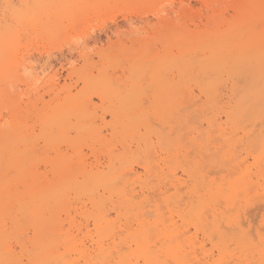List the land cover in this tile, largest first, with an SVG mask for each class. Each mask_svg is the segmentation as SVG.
I'll use <instances>...</instances> for the list:
<instances>
[{"label":"bare ground","instance_id":"6f19581e","mask_svg":"<svg viewBox=\"0 0 264 264\" xmlns=\"http://www.w3.org/2000/svg\"><path fill=\"white\" fill-rule=\"evenodd\" d=\"M87 6V0L0 1V103H7L12 109L17 106L16 96L9 92L4 78L25 81L20 72H47L45 67L38 69L31 65L33 61L19 62L13 55L22 34L39 31L57 35L61 32L62 19L81 13ZM255 8L260 6L254 2L251 9ZM254 15L246 13L244 20L230 22L225 31L219 26L195 37L177 36L175 45L179 58L166 51L147 59L143 50H139L132 58L125 81L109 77L108 72L99 71L96 76L85 73L81 78L83 90L78 94H73L66 86L60 87L57 73L47 82L42 81L43 86L54 93L52 103H47L51 105L37 112L46 146L56 149L55 157L47 161L50 177L34 172L30 165V171L24 166L19 148L30 146L31 142L26 144L25 141L28 133L21 130L10 133L12 129L3 128V125V129L0 128V264H248L250 261L252 264L256 256L264 264L263 237L259 233L255 235L257 238L251 235L254 227L249 223L251 219H242L238 213V206L248 204L252 196L264 199V30L253 29L255 21L249 19ZM202 47L209 51L208 60L200 63L203 70L226 76H250L253 83L250 91L242 94L235 111L230 110L225 117L234 124L237 118L242 119L254 110L249 115L253 118L251 121H259L255 124L258 127L262 124L256 134L250 129L245 131L243 126L237 128L236 123L234 127L245 132L241 140L235 139L230 126L226 124L229 133L226 125L222 128L218 123L219 118L198 121V126L190 123L194 121L195 125L190 117L196 113L192 116L193 111L187 106L196 101L193 103L188 98L190 104L185 102L189 93L184 86L189 82L193 66L189 58L183 57ZM172 69H176L178 81L165 77ZM240 79L237 78L238 82ZM2 81L6 88L1 87ZM145 83L153 90L150 109L142 104V100H147L143 99L147 96ZM26 85L30 87L31 83ZM211 86L206 87L204 93L210 109L217 110L221 99L214 91L215 86ZM93 94L107 105L110 122L106 126H110L111 139L119 143L121 151H116L112 141L102 136L104 118L97 124L92 108ZM247 103H252L253 107L246 106ZM18 109L17 106L19 114ZM14 114L11 118L18 115ZM213 114L215 116V111ZM198 115L197 120H200L203 116ZM204 121L206 128L202 124ZM244 135L248 137L242 140ZM59 144L70 148L73 156L62 153ZM189 144L195 152L191 162ZM31 145L33 148V143ZM82 146L104 152L105 161L87 165L80 155ZM243 150L246 157H252L250 165L247 158L242 157ZM135 165L144 175L156 179V190L141 182L139 168L135 169ZM6 167H13L15 174H9ZM213 172L219 177H210ZM184 188L182 195L187 196V202L180 194ZM154 191L163 195L161 202L149 200V193ZM170 191L173 192L168 194ZM189 198L195 200L190 208ZM72 199L81 204V208L76 207L81 209L79 212L85 209L87 215L83 218L87 224L84 229L77 226L70 213L76 206L72 204L70 208ZM220 205L227 213H235L219 212ZM246 213L249 216V212ZM65 220L69 227L64 229ZM189 224L200 229L204 238L218 241L215 246L218 259H213L201 242L200 254L197 253L196 243L189 240ZM86 237L90 239L88 246L83 241ZM256 239L258 244L254 242Z\"/></svg>","mask_w":264,"mask_h":264},{"label":"rangeland","instance_id":"374dc122","mask_svg":"<svg viewBox=\"0 0 264 264\" xmlns=\"http://www.w3.org/2000/svg\"><path fill=\"white\" fill-rule=\"evenodd\" d=\"M87 1H89L90 8L89 6H87L83 9L81 13L73 17L71 16L70 18L65 17V19H62L63 22H61L60 24V26L62 25L60 28L61 32L57 35L41 34V32L39 31L32 33H24L17 42V47L13 54L17 58V60L19 62H21L22 60H26V63L33 61V64L31 63V65L35 66L36 68L45 67V71L47 70V72H44V74H40L38 70L36 73L31 74L29 71L25 70L22 72L23 74L20 72L21 76L25 79V81L10 79L7 77L3 79L4 82L6 80L5 84L7 83L6 86L9 92L16 96V105L19 107V114L16 110V105V107L12 109V107L7 105V103H0V128L1 130L4 127H6V129L8 130L12 129L10 133H15L16 131L21 130L23 131V133L25 132L29 134L30 137L27 135L28 137L26 136L27 138L25 139V141L26 144L27 142H31V144L33 143V148L31 147V144H29L30 148L28 147L27 149H25L23 145H21V147L19 148V150L21 149L20 152L22 154L21 157L23 158L24 166L28 167L27 169H29V171L30 169H32L31 167H33L35 169L34 172L36 171L39 174H47L49 176L50 167L47 165V161H50L49 159L55 157L56 149H50L46 146L44 133L42 131V124L40 119L38 118L39 113H37L39 109L43 108L42 110H45L46 106L51 105L47 103L51 102V100L53 101L54 99V93L52 92V90L49 89L47 86H43L42 82H47L49 77L52 76L54 73H57L60 87L66 86L71 89L73 94H78L81 93L83 90V83L81 78L85 75V73H92L94 76H96L99 71H102L104 73L108 72L106 74L109 77L119 78L122 81H125L126 78L129 76L130 68L132 67V58L139 50H143L144 54L148 56L147 59H150L151 57L161 56L166 51L169 53L170 56L172 55L175 58H179V50L178 47L175 45V39L177 38V36L179 38H183L185 36L195 37L197 35H202L205 32L207 33L208 31L215 30L219 26H221V28H224L223 31H225L230 27V22L233 23L240 19L244 20L246 13H248L249 16H253V14H255V17H251L249 19L255 21L253 28L254 30H256L257 32H262L264 30V18L261 19L262 15L264 14V0H103L104 2H102V0ZM254 2L259 5L260 8H255V10L251 9V4ZM241 14L243 15L240 18ZM226 27L228 28L226 29ZM74 37L79 39L77 40ZM193 51L194 50H191L188 56L183 57L189 58L190 61H192L190 63L193 66V71L191 75H189V82L185 84L184 90L187 94L189 93L187 99H191L193 103L195 101L196 102L193 105L191 102L192 107L187 105L184 106H187L188 108L190 107L189 110L192 109L191 111L193 112L189 111L192 113V116L195 112L196 117L198 114L203 117H201L200 120H197L200 117L196 118L194 116L196 118L195 119L194 117L189 116L190 119L193 118L195 120V125L194 121H189L193 124L191 125L198 126L196 124V122L198 123V121L202 122L205 119L212 120L215 118H219L220 120L218 119V123H221V125H223L221 126L222 128L225 127L224 125L226 124L230 126L231 131L233 132L232 134L236 136L235 139L241 138L245 131L253 130V133L256 134L262 124L260 125V127H258L257 123L259 121H256L257 123H253V121H251L253 120V118L249 117V115L254 112L253 108H251L253 107L252 103H247L246 106L250 105V108L253 111H250L248 116H243L242 119L237 118V128L242 126L246 127L245 131H242L241 129H239L238 131V129L235 128L236 126L234 127L236 123L233 124L231 122H228L225 117L228 112H230V110L235 111L234 107L239 102V99L241 98L242 94H246L250 91L249 88L251 85H253L250 76L245 74L237 76H226L225 73L217 74L210 70H208L207 72V70H203L200 67V63L208 60V49L202 47L200 49H197L195 52ZM82 55L86 56L87 58H82ZM14 56L13 58H15ZM46 65L48 66V68H46ZM38 73L43 77H38ZM166 74L167 75L165 77H171L174 81H178L176 69H172L166 72ZM34 78H36L37 83L36 81L33 82ZM237 78L240 79L239 82ZM3 81L1 87L6 88V86H4ZM28 82L31 83L30 87L26 85ZM210 84L215 86L214 91H216L217 95L219 94L218 98L221 99L218 100L219 102L217 105V110L210 109V104L204 93L206 87L212 88ZM144 86V93L147 94V96L145 95L143 99L146 98L147 100H142V104L147 105V108L150 109L154 101L153 90L152 88L147 87L146 83L144 84ZM93 95L92 108L95 111L97 124H99L101 118H104V123L101 124L102 136H104L106 140L112 141V137L110 134L111 130H109L110 126H106V124L110 122V116L105 108L107 105L102 104L99 99L96 98V95L95 97ZM189 99L188 101H185L186 103L188 102V105L190 104ZM197 99L201 101L198 102ZM222 102L225 105H223ZM229 103L230 107H228ZM143 107L145 108V106ZM213 110L215 111V116L218 113V115L221 114L219 115L220 117L218 115L215 117L213 114ZM14 113L18 114V117L13 116L11 118ZM204 114H207V116H205ZM20 121L22 122V124H20ZM205 121L202 124L206 128L207 124ZM255 124L257 125L255 126ZM1 125H3V128ZM227 125V128L225 127L227 129L226 131L230 133V129L228 130L229 126ZM253 126H255L254 129ZM233 128L234 130L236 129L239 133L237 131H233ZM255 129L256 131L254 132ZM236 133L240 135V137H238ZM253 133L249 135V137H251ZM216 135L217 133L214 135V138L216 137ZM247 137L244 135L242 137V140L243 138L245 140V138ZM111 143L116 146H114V149L116 151H121V147L119 143H117V141L115 142V140L113 139ZM59 145V150L62 153L66 152L68 156H73V152L72 150H70V148L66 149L67 146L64 144H61L62 146ZM97 148L98 147L96 146V149ZM190 148L192 149L193 146L189 144V149ZM48 149H50V153ZM80 149L81 158L84 161L86 160L85 162L87 165H90V163L95 164L96 161H98L99 163L105 161L106 155L104 154V152H101L99 150H91L87 146H82ZM68 150L69 152H67ZM193 150L194 149H192V151H189L191 152L189 153V156L191 155L189 157L190 162L195 158V152ZM28 152L30 156H28ZM97 153L99 154V157ZM241 153L243 154L242 157H246L245 150H243ZM100 157L102 158L101 160H99ZM246 158L247 163L250 165L253 161L251 155H248ZM28 165H30L31 167ZM134 168L138 169L139 166L135 165ZM5 170L9 172V174H15V169L13 167H6ZM138 170L141 175V182H144V185H149V187H152L153 189L157 187V181L156 179L154 180V177H148L147 175H144L143 171L140 168ZM254 171L255 170L253 169V173ZM178 174L181 175L180 172ZM211 176L214 178L219 177V175L215 173H210V177ZM254 178L255 177L253 176V179ZM190 189L191 188L189 181V190ZM136 190H138V184H136ZM172 192L173 191H170L168 192V194ZM149 194L150 195H148V197L151 202H158V200L159 202H161V198L163 197V195H160V193L158 194L157 191H154L153 193ZM180 194H185V188L181 190ZM184 196L183 200L184 202H187L188 198L187 196ZM254 197L255 196L251 197L250 202L248 204H240V206H238V213L242 219H247V221L251 219L250 221L254 222H252L253 224L249 222L252 227L254 226L253 228H251L250 226L251 232H253H250L251 235L257 238L255 235L256 233H259L264 239V233H262L264 232V199L262 197L257 196L255 199ZM191 199L189 198V208L195 201L194 199ZM70 202V208L73 206L72 204H74V206L76 205L75 208H71V210L73 209L72 211H70L69 209L70 213H72L71 215L75 217L77 226H82V228L84 229V225L87 224V222L83 218L87 215L85 209L83 208L84 210L81 213L79 212L81 211V209H78L81 208V204L77 202L74 203V199H72ZM256 202H258V205ZM256 205L259 207V209H257V207L254 210V207H256ZM261 206L263 208H261ZM220 207L218 206V211L221 213H235V211L227 213L223 205H220ZM74 209L76 212H74ZM246 212H249V216L244 214ZM254 213L255 216L257 215L258 217H255L253 215ZM111 215L114 216L113 212H111ZM61 219L64 220L65 215L63 216L62 214ZM63 227L64 229L69 227L68 220L64 221ZM91 228L92 226L89 225V229ZM73 231L77 234L76 229H73ZM84 232H86V230ZM78 237L81 238L82 235L79 234ZM201 237H203V239ZM190 239H192V241L194 240L193 243H196L197 246L195 245V248H197V250L199 251L197 252L198 254H200V249L198 248H200V245L203 244V246H205L204 250L208 254L211 252V255H213V259H218V251L215 247L216 244H218V241L215 240V238H212V241L208 238H204L203 233L202 231H200V229H197L194 225L192 226V224H189V240ZM89 240L90 239H88V237H86L85 239L83 238V241L87 246L90 244ZM254 242L256 243L257 239L254 240ZM256 244H258V242ZM201 256L199 258H203V255ZM254 259L257 260H252V264L253 262H255L254 264H262L257 256ZM250 263L251 261L248 262V264ZM230 264L239 263L231 262Z\"/></svg>","mask_w":264,"mask_h":264},{"label":"snow or ice","instance_id":"6c2138e0","mask_svg":"<svg viewBox=\"0 0 264 264\" xmlns=\"http://www.w3.org/2000/svg\"><path fill=\"white\" fill-rule=\"evenodd\" d=\"M8 7H12L11 5H9Z\"/></svg>","mask_w":264,"mask_h":264}]
</instances>
